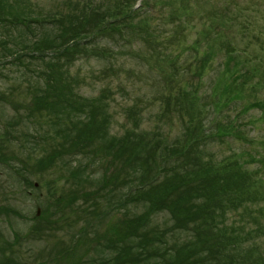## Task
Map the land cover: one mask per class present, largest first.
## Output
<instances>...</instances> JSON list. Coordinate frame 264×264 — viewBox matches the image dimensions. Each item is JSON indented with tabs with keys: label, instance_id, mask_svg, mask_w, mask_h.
Returning a JSON list of instances; mask_svg holds the SVG:
<instances>
[{
	"label": "rangeland",
	"instance_id": "1",
	"mask_svg": "<svg viewBox=\"0 0 264 264\" xmlns=\"http://www.w3.org/2000/svg\"><path fill=\"white\" fill-rule=\"evenodd\" d=\"M66 1L22 0L18 5L23 11L19 13L31 21L28 27L7 26L6 20H12L1 9L0 14L4 15H0L3 19L0 49L11 43L7 42L8 37L25 32L30 36L29 30L36 32L34 39L53 38L57 23L50 22L48 16L59 17L66 10ZM3 2L7 7L15 0H0V5ZM133 7L143 11L138 21L148 20L153 29L147 44L135 41L122 47L118 57L122 67H116V74L101 72L103 56L78 60L71 68L83 77L79 86L82 94L95 96L103 88L111 90L104 103L97 102L99 110L106 109L107 104L108 135L105 119L100 120L95 132L105 136L81 134L79 151L73 145L77 138L72 137L62 143L65 160H57L55 165L41 168L38 160L42 154L51 152L53 141L60 142L61 137L53 132L56 118H47L30 109L31 97L24 79L29 73L27 68L36 64L27 59L18 63L14 54L0 58V95L4 94L0 100V156L6 159L0 161V264H108L106 258L110 255L103 248L112 244L106 237L118 240L116 233L127 213L121 193H127L128 188L124 181L126 167L116 161V154L109 153L108 139L123 137L131 129L150 135L161 130L168 135L162 136L166 141L179 136L183 126L172 106L175 87L182 92L194 90V95L189 96L192 100L202 97L199 107L207 115V129L220 132L223 122L235 117L243 131L245 141L213 137L207 150L213 158L237 152V161L252 171L253 176L248 177L256 180V185L252 183L249 187L250 198L236 205L229 214L234 223H240L237 226H242L238 229L243 233L240 244L248 264L260 255L264 257V109L244 111L252 101L264 98V0H136ZM223 8L228 9L223 12ZM170 9L185 13L186 19L168 15ZM209 27L208 37L202 38L201 32ZM173 31L175 36L171 34ZM215 36L229 39L242 51L237 60L245 56L248 62L244 67L253 73L249 78L239 77L238 89L233 94L237 92L240 97H231L234 104L231 101L229 107L222 104L214 107L209 94L203 96L207 84L218 86L222 97L225 95L222 74L226 66L221 69L225 56H217L213 63H206V59L196 65L197 57L203 55L209 43L207 38L213 40ZM99 44L108 45V37L99 40ZM46 55L55 56L50 52ZM18 65L21 71L16 73ZM188 66H191L189 70ZM198 70L204 74L199 83ZM230 72L227 69L228 78ZM257 80L259 83H254ZM196 84L198 89H194ZM164 100L171 102L167 109ZM92 115L89 117L95 118ZM182 119L185 123L187 117ZM89 122L88 129L92 124ZM64 162L71 168L66 169ZM84 227L88 230L82 231ZM244 231H247L245 235ZM254 231L259 234L255 235Z\"/></svg>",
	"mask_w": 264,
	"mask_h": 264
},
{
	"label": "trees",
	"instance_id": "2",
	"mask_svg": "<svg viewBox=\"0 0 264 264\" xmlns=\"http://www.w3.org/2000/svg\"><path fill=\"white\" fill-rule=\"evenodd\" d=\"M21 1L15 0L7 7L4 2L1 3L0 11H5L12 20H6L7 26L28 27L31 23L27 20V15L21 16L22 13H19L23 11L22 6L18 5ZM83 1L79 0L77 3L67 0L66 10L59 17L48 16L50 22L57 23L53 38L47 39L45 36L34 39L36 32L29 30L30 36L25 32L8 37L7 42L11 43L8 46L2 45L0 49V58L14 54L18 63L27 59L36 64L27 68L29 73L24 79L31 97L30 109H36L47 118L58 120L55 119L53 132L56 135L58 132L60 142L54 140L52 151L38 158L41 168L52 163L55 165L57 160H65L63 152L66 150L62 148V143L65 144L72 137L77 138L73 145L78 151V142L82 141L81 134L104 137L105 135L95 132L100 120L105 119V130L109 127L110 113L107 104L106 109L99 110L97 102L104 103L111 90L103 88L95 96L82 94L79 86L83 77L71 70L75 62L91 56H103L101 72L105 75L109 72L111 75L116 74V67H122L118 64L122 47L135 41L147 44L153 33L148 20L138 21L143 11L133 7L136 0H88V4ZM170 6L176 8L174 5ZM227 9L223 8V12ZM174 14L186 19L185 13L170 9L168 15ZM0 15L3 17L4 14ZM220 21L223 22L221 19ZM181 22L182 20L177 28H180ZM155 29L159 30L157 27ZM210 29L211 27L203 29L202 38L208 37ZM171 34L175 36L174 31ZM104 37H108L109 44L103 46L99 44V40ZM207 39L209 43L206 44L203 55L197 57L196 65H201L206 59V63H213L217 56H225L221 67L226 66L222 74L225 77V95L222 97L217 90L218 86L207 84L203 96L209 94L214 107L219 104L229 107L231 99L237 95L233 91L238 89L239 77L246 75L249 78V74L253 73L244 67L248 62L245 56L241 61L237 60L242 51L235 48L229 39L224 40L218 36L213 40L211 37ZM47 52L55 56L48 58ZM183 69L181 66V73ZM227 69L231 71L229 78ZM20 71L18 65L16 73ZM173 73L178 74L177 71ZM196 73L198 80L204 75L199 70ZM197 86L198 84L194 85V89H198ZM193 91L182 92L175 87L172 92L174 94H171L174 100L172 106L183 126L181 134L176 138L166 141L162 136L168 135L161 130L150 135L131 129L123 137L111 136L108 139L109 153L112 151V154H116V161L126 167L127 176L124 175V181L128 185L127 193H121L127 213L116 233V236L119 235L118 240L106 237L112 244L103 248L110 255L106 258L108 264H116L117 261H124V264H248V260L242 255L240 244L243 240V233L239 231L242 226H237L240 223L231 220L229 211L250 198L249 187L252 183L256 185V180L251 181L248 176H253L252 171L246 170L244 164L237 161V152L213 158L207 150V144L213 142V137L219 140L232 137L245 141V136L235 117L224 121L220 132L207 129V115L199 107L202 97L192 100L189 96L194 95ZM3 95H0V100ZM163 102L167 109L171 102ZM231 103L234 104L233 101ZM253 108L263 111L264 98L252 101L244 111ZM169 113L170 110L167 115ZM92 114L95 118L89 117ZM135 114L136 112L131 114L134 119ZM84 116L85 120L82 119ZM184 116L187 117L185 123L182 119ZM88 120L92 123L89 129L86 127ZM105 132L108 135L107 130ZM59 155L61 158H55ZM1 160L6 159H1L0 156ZM63 166L66 169L70 167L66 162ZM243 210L246 212L247 208L244 207ZM86 230L88 228H82V231ZM245 233L247 231H244V235ZM254 234L259 233L254 231ZM100 237L103 239L102 235ZM117 244H120L118 249ZM251 264H264V257L260 255Z\"/></svg>",
	"mask_w": 264,
	"mask_h": 264
}]
</instances>
